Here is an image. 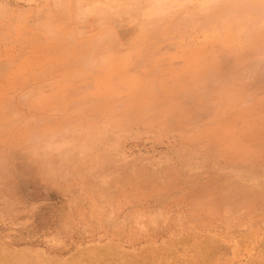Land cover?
<instances>
[{"label": "rangeland", "instance_id": "374dc122", "mask_svg": "<svg viewBox=\"0 0 264 264\" xmlns=\"http://www.w3.org/2000/svg\"><path fill=\"white\" fill-rule=\"evenodd\" d=\"M0 264H264V0H0Z\"/></svg>", "mask_w": 264, "mask_h": 264}, {"label": "crops", "instance_id": "0c3cea01", "mask_svg": "<svg viewBox=\"0 0 264 264\" xmlns=\"http://www.w3.org/2000/svg\"><path fill=\"white\" fill-rule=\"evenodd\" d=\"M100 3H101V2H100ZM106 4H107V3H106ZM91 11H92V12H99V7L94 5V6L91 7ZM109 11H110V7H108V12H109Z\"/></svg>", "mask_w": 264, "mask_h": 264}, {"label": "bare ground", "instance_id": "6f19581e", "mask_svg": "<svg viewBox=\"0 0 264 264\" xmlns=\"http://www.w3.org/2000/svg\"><path fill=\"white\" fill-rule=\"evenodd\" d=\"M111 25V24H110ZM68 26V25H67ZM69 27V26H68ZM65 39H67V38H65ZM200 45V44H199ZM72 46V45H71ZM238 61V60H237ZM175 64H176V62H175ZM121 66V65H120ZM259 76H260V74H259ZM261 77V76H260ZM249 123V122H248ZM260 137V136H259ZM218 250V249H217ZM213 262V261H212Z\"/></svg>", "mask_w": 264, "mask_h": 264}]
</instances>
